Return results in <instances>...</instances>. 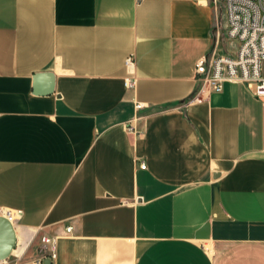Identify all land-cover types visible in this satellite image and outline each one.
<instances>
[{
    "label": "crops",
    "instance_id": "1",
    "mask_svg": "<svg viewBox=\"0 0 264 264\" xmlns=\"http://www.w3.org/2000/svg\"><path fill=\"white\" fill-rule=\"evenodd\" d=\"M225 25L223 0H0L2 264H264V99L194 100Z\"/></svg>",
    "mask_w": 264,
    "mask_h": 264
},
{
    "label": "built area",
    "instance_id": "2",
    "mask_svg": "<svg viewBox=\"0 0 264 264\" xmlns=\"http://www.w3.org/2000/svg\"><path fill=\"white\" fill-rule=\"evenodd\" d=\"M223 6L226 19L224 36L238 44L235 51L224 49L219 45L218 36L211 51L198 60L196 78L200 86L194 100H203L210 92L222 91L225 82L245 83L257 97L264 99V0H223ZM125 63L133 70L132 56H128ZM125 84L133 86V78L126 77ZM141 105L138 104L139 107ZM130 129L134 128L130 126ZM141 166L146 165L142 162ZM0 213L11 220L15 217L11 211ZM67 230L70 231L71 227ZM40 251L49 257L55 255L52 237L42 236ZM36 264L43 263L38 260Z\"/></svg>",
    "mask_w": 264,
    "mask_h": 264
},
{
    "label": "water",
    "instance_id": "3",
    "mask_svg": "<svg viewBox=\"0 0 264 264\" xmlns=\"http://www.w3.org/2000/svg\"><path fill=\"white\" fill-rule=\"evenodd\" d=\"M55 74L53 72H39L33 78V90L36 94H50L54 91ZM16 231L13 221L4 214H0V261L7 259L16 244ZM45 264H50L49 260Z\"/></svg>",
    "mask_w": 264,
    "mask_h": 264
}]
</instances>
